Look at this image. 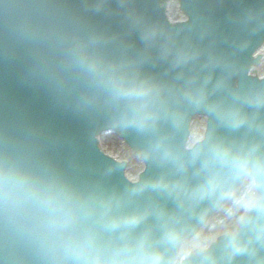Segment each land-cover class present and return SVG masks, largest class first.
<instances>
[{"label": "clouds", "instance_id": "9594fccd", "mask_svg": "<svg viewBox=\"0 0 264 264\" xmlns=\"http://www.w3.org/2000/svg\"><path fill=\"white\" fill-rule=\"evenodd\" d=\"M149 4L0 0V77L88 130L56 131L0 89V264H264V82L239 56L264 0L231 39ZM97 128L140 172L115 180L126 160L90 154Z\"/></svg>", "mask_w": 264, "mask_h": 264}, {"label": "water", "instance_id": "95a60500", "mask_svg": "<svg viewBox=\"0 0 264 264\" xmlns=\"http://www.w3.org/2000/svg\"><path fill=\"white\" fill-rule=\"evenodd\" d=\"M171 2L178 5L177 10H179L180 14L185 18V21L183 20V22L176 23H170V21H168L167 4ZM251 2L252 0H150L149 7L160 20L176 28L192 23L194 15L199 13L203 17L213 20L218 25V31L222 37L231 39L236 37L237 33L230 23V18L239 14L241 8ZM263 43L264 32L257 33L247 41L239 53L245 75L249 79L258 82H264V78L256 77L253 67L261 60L260 55L255 53ZM0 89H3L9 96L15 97L27 108L31 116L42 124L81 140H84L88 135V130L80 121L54 109L46 97L17 87L10 73L6 72L0 77ZM108 131L109 130L105 128H97L93 131L94 143L88 147L90 154L93 156L101 155L96 149L97 143L95 136ZM123 141L126 143L127 147L131 148L130 142ZM143 174L147 175L148 173L145 171ZM123 177L122 171L117 174L115 180L120 183L126 182L127 179Z\"/></svg>", "mask_w": 264, "mask_h": 264}, {"label": "bare ground", "instance_id": "6f19581e", "mask_svg": "<svg viewBox=\"0 0 264 264\" xmlns=\"http://www.w3.org/2000/svg\"><path fill=\"white\" fill-rule=\"evenodd\" d=\"M171 11L173 13L175 12V10H171ZM260 57H261V60L255 67H253V71H254V74L258 73V75H264V46L260 52ZM109 136L110 135L107 134L101 139V146L99 148L102 149L103 151L107 152L106 153L107 155H110V153L115 154L117 152V150L118 151L121 150L122 154H124L128 157V153H129L128 150L125 147L119 145V143L117 144L116 141L111 140L112 138ZM129 160H130V164L126 168L125 174L132 177V176H135L137 174V172L140 170V165L135 160H132V159H129ZM213 220H217V221L214 223ZM213 220H211L208 223V225H207L208 229H211V226L217 227L219 225V223H220L219 218H213Z\"/></svg>", "mask_w": 264, "mask_h": 264}, {"label": "rangeland", "instance_id": "374dc122", "mask_svg": "<svg viewBox=\"0 0 264 264\" xmlns=\"http://www.w3.org/2000/svg\"><path fill=\"white\" fill-rule=\"evenodd\" d=\"M112 155H113V156L115 157V159H117V160H126V161L129 160V159H127V156H126V155L122 154L121 150H120V151L117 150V152H116L115 154L112 153Z\"/></svg>", "mask_w": 264, "mask_h": 264}]
</instances>
